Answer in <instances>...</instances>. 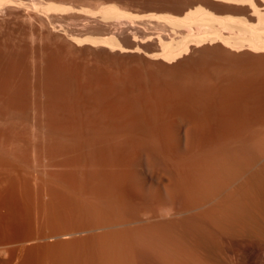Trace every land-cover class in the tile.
I'll use <instances>...</instances> for the list:
<instances>
[{"label":"rangeland","instance_id":"374dc122","mask_svg":"<svg viewBox=\"0 0 264 264\" xmlns=\"http://www.w3.org/2000/svg\"><path fill=\"white\" fill-rule=\"evenodd\" d=\"M9 1L12 4L7 3L6 6L0 4L2 6H0V139L2 135L5 138L0 140V155L2 156L0 159L3 160L8 154L7 159L24 169L22 172L26 175L28 172V179L30 176L32 177L31 173L36 167L33 176L42 175L43 180L37 181L38 184L43 181L40 186L31 184L29 182L31 179L28 180L25 174V180L22 181L23 175H21L20 180L23 182H20L22 186L25 181V185L28 182L33 187L37 185V189L40 187L36 194H40L41 188L45 193L50 185V187L55 186V189L56 187L64 188L66 189H63L64 191L74 196L76 194L78 197L81 195L82 197H93L96 192L98 193L102 188L108 187L109 181L107 182V180L109 178L107 177L109 175L106 177L104 174H108L109 170V174L112 173L113 166L118 170L128 168V163H131L132 158L138 160L141 157V160L138 161L147 167L152 160L151 153L158 151V154H165L168 158L169 156L171 158L176 157L180 161L187 157L184 160L189 163L187 161L190 159V161L203 159L206 157V152L219 148L223 149L228 145L227 141L232 145L231 141L236 139V136L239 137L237 140L240 141L234 140L237 143L233 141V145L239 146L243 142L245 144L244 140L246 139L248 144L249 142L250 144L256 142L258 136L262 135L259 133L264 132V77L262 78L264 74V52L254 53L246 50V52L242 51L239 54V52L235 53V51L224 47L221 43H216L197 48L193 46V51L189 54H183L172 61L163 60L162 57L159 58L163 53L160 43L162 38L164 42L171 40L176 42L177 38L180 39V36L182 37L186 31L177 26L176 28L175 25L163 19L159 21L156 17V15L183 17L189 9L201 5L216 15L244 18L255 24L258 22V18L252 14L250 5L253 2L256 6L258 5V8H261L264 6V0H259V2L257 0H254L255 2L245 0L247 2L244 1V4L246 5L226 4L219 0ZM248 1L252 2L249 3ZM51 2L68 5L73 10H47V4ZM109 4L117 5L122 11L124 10L134 16L141 15L143 18L145 16L147 20L146 18L142 20L141 17L140 19L135 18L132 24L129 20L122 19L118 24V22L114 23L102 17L99 19L84 11L88 9L96 11L100 9V6ZM261 9L264 10V7ZM37 10L44 15L46 23L32 14V12L36 13ZM27 11H30L34 17L29 16ZM99 24L100 26L104 25L102 28H98ZM107 30H109V34ZM112 31L117 35L124 48L134 49L137 47L134 49L136 51L126 53L119 48L111 50L108 46L97 44L95 46V44L87 41L79 44V39L84 40L91 36H109L113 34ZM235 63L236 66H244L247 69L253 67L252 71L258 67V72L254 71L255 73L252 74L250 71L251 75L245 76V79L241 78V82L238 80L223 83V80L214 78L212 71L215 67L235 65ZM261 70L262 74H260ZM208 72L212 73L211 76ZM257 75L260 78L259 82ZM208 77L212 78L209 79ZM205 81L208 85L205 84ZM246 83L248 85L246 86L247 91H254L252 92L254 95H251L252 98L255 97L253 100L251 96L249 99H246L248 97L245 98V96L242 97V95H238L239 98L237 96H225L233 85L234 88L232 89L235 87L242 89L240 86L246 85ZM219 92L220 96L218 95ZM258 93L261 94L257 95ZM240 97L245 100L242 101ZM227 103L229 104L227 105ZM237 104H240V107ZM236 108H241L239 114L242 118H239ZM230 109L234 111L231 112ZM237 120L239 121L237 122ZM226 122L228 123L226 124ZM226 125L228 126L227 129H225ZM159 132H162L163 135ZM150 134L155 139L151 140ZM256 134H258L257 137ZM233 135L234 137H232ZM146 136H149L150 140L146 139ZM252 136L254 140L255 137L257 138L256 141L252 140ZM230 137L233 138L230 139L231 141L228 139ZM241 137L244 139L242 140ZM168 139L170 140L168 141ZM146 144H150L148 146L154 150L146 149L148 148ZM156 144L162 145L161 147L165 150ZM172 144L174 145L172 146ZM144 145L145 148L142 147ZM128 149L130 152H132L131 149L136 150V152L133 150L135 154H129ZM12 150L14 151L12 152ZM141 150L143 151L141 152ZM144 150L147 155L143 153ZM199 150H202L205 155ZM5 151L7 154L4 153ZM54 154L59 155L57 160ZM133 154L138 158L134 157ZM168 154L171 155L168 156ZM189 155L193 157L191 156V158ZM163 159L160 160V164H157L158 168H162L163 166L159 167V165L163 164L170 170L171 164ZM144 160L148 163L146 164ZM163 161L168 163V166ZM26 169L29 171H25ZM37 169L41 172L38 173ZM117 169L114 172H118ZM167 169L165 170L167 171ZM103 181L107 183L103 184ZM45 183L49 185L46 186ZM96 184L99 185L96 187ZM32 186H29L31 191L26 187L23 188L25 191L23 205H26L25 208L27 209H35L36 205V196L33 193L36 192V189ZM105 186L107 187L104 188ZM33 189L35 190L33 191ZM61 189L57 190L62 191ZM4 199L0 200V232L3 234L2 236L0 233V239L5 241L4 247L11 248L19 245V241L26 239L28 233L26 224L29 213L25 215L27 216L25 218L24 213H22L25 209L22 203H17L18 201L15 199L16 203L12 199L10 202ZM2 201L6 203L3 204ZM26 245L30 247L33 243ZM8 255L5 254V257L0 258V264H6L5 261L9 263L11 259L8 258ZM238 255L236 261L246 262V264H264V243L250 245L246 251L240 252ZM24 257L19 259L20 261L16 260L17 263H15L33 264L36 261V258H29L27 253L24 254Z\"/></svg>","mask_w":264,"mask_h":264},{"label":"bare ground","instance_id":"6f19581e","mask_svg":"<svg viewBox=\"0 0 264 264\" xmlns=\"http://www.w3.org/2000/svg\"><path fill=\"white\" fill-rule=\"evenodd\" d=\"M219 1H222L226 4L232 3L243 5L245 0ZM257 1L259 2V0ZM10 2L11 1L9 0H0V4L3 6H6V4ZM47 5V10L50 11H69L72 9L71 7H68V5H59L58 3L55 4L53 2ZM251 5L250 7L253 11L252 14L258 18V22H255V24L248 22V20L244 18L238 19L228 15L225 17L216 15L214 12L204 8V6L202 7L201 5L197 8L189 9V11L185 13L183 17L156 15L159 21L163 19L168 23L170 22V24L172 23V25H175V27L177 26L179 29L183 28L186 31L182 37L180 36V39L177 38L178 40H176V42L172 40V42L166 40V42H164L162 41V38L160 43L163 48V53L161 56L158 54L160 56L158 57H162L163 60L172 61L183 54H189L191 51H193V46H196L195 48H197L206 44L216 43H221L224 47L228 48L229 50L231 49V51H235V53L239 52V54L242 51L246 52V50L254 53H263L264 10L261 8L264 6H261V8L259 7V9L257 7L258 5L256 6L253 2ZM36 7L35 10L37 9ZM84 11L98 17L99 19L102 17L103 19L111 20L114 23L118 22V24L122 19H127V21L129 20L133 24L135 18H143L141 15L134 16L125 12L124 10L122 11L117 5L114 4L105 6L102 5V7L100 6V9L96 11H93L92 9ZM26 13L33 17L35 15L36 17L40 18V21L42 20L46 23L44 15L38 10L36 13L32 12L34 15H32L30 11H27ZM144 18L146 17L144 16ZM144 18L142 20H145ZM45 23L43 24L45 25ZM102 26L99 24L98 28H102ZM109 30H107L108 34ZM78 41L79 44L80 42L82 43L83 41H87L95 44V46L105 45L111 50L119 48L126 53L135 52L136 50L134 51V49L137 48H124L117 38V35L114 33L104 37L91 36L84 40L79 39ZM216 68L217 67H215L212 71L214 72V78L216 77L218 80H223V83L225 81H229V83H231L238 80L242 81L241 78L245 79V76H248L249 74L251 75L250 71H252L251 69L253 67L251 69H247L244 66H236L235 63V65H226L220 66L217 69ZM257 69L254 71L258 72ZM254 71H252V74ZM260 74H262V70ZM254 75L256 76V74ZM212 77L208 78L211 79ZM263 77L264 74L262 75V78ZM259 81L260 78L258 82ZM207 82L205 84H207ZM243 82H245V80H243ZM247 83L246 85L242 84L244 87L240 86L241 84L239 85L242 87V89L237 87L232 89L234 88L233 85V87L230 88L231 90L229 89V93H226L227 95L224 92L225 96H237L239 98L238 95H242V97L245 96V98L248 97L246 99H249V96L254 95L252 93L254 91H247ZM250 85L252 86V84ZM260 85L262 87V84ZM228 86L230 87V85ZM261 87L260 89L262 90ZM220 92L218 93L219 96ZM224 94L221 95L224 96ZM260 94L258 93L257 95ZM254 98H252V100ZM240 99L242 100L241 97ZM244 100L245 99L243 98L242 101ZM228 104L229 103H227V105ZM239 105L238 107H240ZM241 108H236L235 110H238L236 113H241ZM230 110L232 112L233 109ZM232 116L234 115L232 114ZM240 117L241 115L239 114V118ZM238 121L239 120H237V122ZM227 123L228 122H226V124ZM227 127L228 126L226 125L225 129H227ZM161 133L162 132H159V134ZM259 134L262 135H260V137L258 134L255 135L256 137L258 136L257 141V138L254 136V140L252 136V140L256 142L253 143L251 141V144L250 142L249 144L246 143V138V140H244V144L242 141L244 138L241 137L243 144L239 146H237L235 144L237 142L234 141L239 137L235 135L236 139H233V135L232 137L228 138L229 140L233 139L232 141L230 140L232 145H230L231 143L229 144V141H227L228 145L225 144L227 145L226 147L223 149L219 148L218 150H212L208 153L206 152V157L201 160H197L195 158L196 161H190V157L192 155H189L190 157L188 160H190H186L189 163H186L184 160L185 158L187 159V157L182 159L184 161L183 162L179 159H176L174 156V158H171L169 156L171 154H168L169 158L165 154H158V151H153L151 153L153 162L151 163V160L150 164H148L149 166L147 167L143 166L144 163L138 161L141 157L138 160H134L132 158V160H130L131 163H128V166L125 165L128 168H123L124 170H118L116 168L118 172H114L116 169L113 166L112 173L109 174L110 170L108 171V169V174L104 171V176L106 175L107 177V175H109L107 177L109 178L107 180V182L109 181L108 187L105 186L104 188L107 187L106 189L102 188L103 191H101L102 189L100 191L97 190L98 193L96 192V194H94L95 196L93 195V197H82V195L81 197H78L76 194L74 196L69 192L64 191L66 190L64 188V190L59 187H56L55 189V186L50 187V185L46 183V186L49 185V189L46 187L48 190L44 193L43 189L41 188V192L43 191V194L40 192V196L39 193L36 194L37 190H40V187L37 189V185H35L36 187H33L28 182L26 183L29 185H25L24 181V187L29 189V186H32L36 189H33V191H36L33 192L36 196L35 209H27L25 208L26 205H23L25 191L22 184L20 185V182L23 183L22 181L25 180V173L22 172L24 169L19 168L18 164L14 165V163L7 159L6 157L8 154L6 153L7 151H5L4 153L7 155H5L6 157L4 158L6 159H0V200L3 198L6 199L10 196L11 198L4 200H8L10 202V199H12L15 203L17 201V203H22L24 206L22 207L26 209L25 210L22 208L23 211L25 210L26 212L25 213L22 211V213H24L23 216L28 215L29 213V219L27 216H25V218L27 217L28 220V223L26 224V227H28V233L26 232L27 237L25 236V240L19 241V245L17 244L15 247L6 248V246L4 247L5 241L0 239V258L2 256L5 257V254H9L8 258L11 260L9 263L5 261L6 264H16V260L25 258V253L28 254L29 258H36V264H246V262L242 263L238 260H235L239 257L238 253L246 251L250 245L252 246L257 243H264V132H260ZM3 137L4 136L2 135V138ZM147 137L149 136H146L145 138L150 140L152 135L149 138ZM2 138L0 140H2ZM172 138L174 140V137ZM153 139L155 138L152 137L151 140ZM169 140L170 139H168V141ZM233 141L235 142L234 144L236 146L233 145ZM174 143L176 142L174 141ZM148 145V148L146 149L151 148V146ZM162 145L158 146L161 147ZM173 145L174 144H172V146ZM142 147L145 148V145ZM177 148L179 149V147ZM212 148L215 149L213 146ZM133 150L131 149L132 152H130L128 149L129 154H135L136 150H134L135 152H133ZM13 151L14 150H12V152ZM142 151L143 150H141V152ZM200 151L201 153H204L202 150H199V152ZM203 151L205 150L203 149ZM170 152L172 153V151ZM143 153H146V151ZM58 154H54L56 156L55 159L57 156H59ZM163 156L166 160L163 159ZM134 157L138 158L135 155ZM199 157L197 158L199 159ZM179 158L181 157L179 156ZM129 159L128 162H130ZM162 159L165 162L167 161L171 164H169L171 166L170 170H168L169 167L167 169V167H164L163 164L159 165V167L163 166L162 168H158L157 164H160L159 162ZM6 160H9L10 162ZM125 160L123 161L124 163L126 162ZM117 162L119 163L118 160ZM147 163L148 161L146 164ZM167 164L168 163H165L166 166H168ZM114 165L116 167V164ZM163 168L167 169V171ZM27 170L28 169L25 171ZM35 170L36 167L33 169V171ZM33 171L31 173L32 177L30 176L29 178L31 180L28 179V172L27 175H25L31 184H38L37 181L43 180V177L42 175H38L39 177L33 176L35 173H33ZM39 172L41 171H38V173ZM21 175H23L22 181H20ZM42 182L43 181H41V183ZM105 182L103 181L102 183L104 184ZM41 183H39L38 186H40ZM45 184L43 185L45 186ZM98 185L96 184L95 186L97 187ZM26 188L25 190L27 191ZM57 189H61L62 191ZM29 190L31 191V189ZM25 196L27 197V195ZM29 196L30 195H28V197ZM30 199L33 200L32 198ZM5 201H2L3 204ZM32 204L34 203L32 202ZM18 212L20 213L19 209ZM18 217L17 219H19ZM17 221L19 222L20 220ZM22 223H24V221H22ZM27 243H33V245L27 247ZM222 258H228L229 261H227L228 259L225 260Z\"/></svg>","mask_w":264,"mask_h":264}]
</instances>
